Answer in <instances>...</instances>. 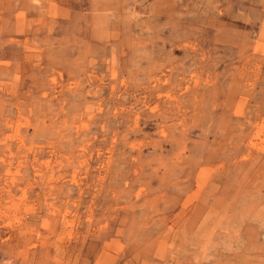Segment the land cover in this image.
<instances>
[{
  "label": "rangeland",
  "instance_id": "rangeland-1",
  "mask_svg": "<svg viewBox=\"0 0 264 264\" xmlns=\"http://www.w3.org/2000/svg\"><path fill=\"white\" fill-rule=\"evenodd\" d=\"M0 264H264V0H0Z\"/></svg>",
  "mask_w": 264,
  "mask_h": 264
}]
</instances>
